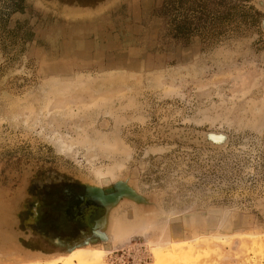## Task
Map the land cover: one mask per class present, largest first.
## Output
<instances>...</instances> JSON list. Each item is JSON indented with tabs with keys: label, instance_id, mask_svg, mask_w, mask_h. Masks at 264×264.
<instances>
[{
	"label": "rangeland",
	"instance_id": "374dc122",
	"mask_svg": "<svg viewBox=\"0 0 264 264\" xmlns=\"http://www.w3.org/2000/svg\"><path fill=\"white\" fill-rule=\"evenodd\" d=\"M0 264H264V0H0Z\"/></svg>",
	"mask_w": 264,
	"mask_h": 264
},
{
	"label": "water",
	"instance_id": "95a60500",
	"mask_svg": "<svg viewBox=\"0 0 264 264\" xmlns=\"http://www.w3.org/2000/svg\"><path fill=\"white\" fill-rule=\"evenodd\" d=\"M216 140H221L222 138L217 137ZM126 190L121 185H117V188L114 192L107 195L102 189H94L90 188L89 196L94 199L99 204H106V203H112L117 201L118 197L122 195ZM129 195L132 194V191L126 192Z\"/></svg>",
	"mask_w": 264,
	"mask_h": 264
}]
</instances>
